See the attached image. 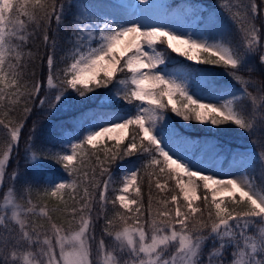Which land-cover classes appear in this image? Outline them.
<instances>
[{"label": "snow or ice", "instance_id": "snow-or-ice-1", "mask_svg": "<svg viewBox=\"0 0 264 264\" xmlns=\"http://www.w3.org/2000/svg\"><path fill=\"white\" fill-rule=\"evenodd\" d=\"M148 3L149 0H140L138 5L130 2L99 5L77 0L73 5V0H68V8L74 6L76 11L72 13V30L66 41L70 47L60 57L65 66L60 69L56 67L57 33L65 19V4H57V0H0V102L7 98L15 105L21 97L26 102L39 99L41 107L47 103L54 111L69 98V89L85 97L86 93L104 88L108 91L101 107L112 108L123 101L134 108V111L94 114L80 123L82 134L51 141V147H35L33 126L25 162L35 172L40 171L46 160L60 165L67 179L45 176L39 198L59 197L63 208L57 204L49 209L46 202L34 203L31 179L14 169L7 177L11 185L3 192L0 204V264H264V182L258 185L246 170L257 160L264 168V139L253 140L259 144L260 152L252 153V162L244 166L240 175L219 178L194 168L187 151L189 148L200 151L201 146L181 135L166 115L170 107L185 122L196 121L214 128L231 124L249 136L257 132L264 136V79L262 87L255 89L259 95H254L248 88L255 82L244 75L247 72L250 77L258 72L264 77V24L257 25L264 11V0L259 4L257 0H220L218 6L243 35L242 43L235 45L223 30L188 32L175 25L145 22L135 9ZM108 7L132 10V16L118 18L105 11ZM21 16L35 22L37 28L43 25V42L48 48L46 84L49 90H55L51 102L40 97L44 80L33 81L30 86L21 84L28 60L34 59L32 52L24 51L31 37ZM53 18L56 30H51ZM158 44L166 45V50H158ZM118 45L120 53L116 52ZM167 50L196 64L223 66L226 75L241 87L220 95L219 82L206 72L198 81L190 82V76H199L196 69L166 71ZM125 71L129 75L118 79V74ZM213 94L214 98L205 102V95ZM31 111L30 107L23 108L25 117ZM0 124L10 136L0 144V189H3L6 167L13 149L18 148L26 119L14 127L3 120ZM114 132L124 135L116 139L110 135ZM113 139L116 143L113 148H104L103 160L93 151L97 163L89 175L83 170L88 159L85 146L95 150L105 140ZM125 139L128 143L121 147ZM180 146H185L184 155L174 150ZM133 156L142 161L140 166L133 163L120 169L121 194L109 200L107 192L114 174L105 165ZM141 170L149 182L147 216L140 188L144 178ZM104 176L103 180L99 178ZM161 177L165 178L164 183ZM21 179V192L27 191L28 198L25 200L21 195L22 202H18L15 185ZM169 179L175 182L170 201L157 198L154 212L152 182L163 192ZM80 188L82 196L78 195ZM65 192L69 193L71 204L63 199ZM132 193L134 198H129ZM222 193L231 195L225 197ZM117 201L129 215L116 211L109 218L103 210L108 203L115 207ZM197 201L203 202V208L196 206ZM96 203L105 220L103 234L114 243L108 245L101 238L94 250L92 212ZM169 204L174 206V212ZM54 215L64 217L67 228L54 222ZM41 218H46L47 226ZM99 218L100 214L96 219ZM116 218L122 227L113 234L110 228Z\"/></svg>", "mask_w": 264, "mask_h": 264}, {"label": "trees", "instance_id": "trees-1", "mask_svg": "<svg viewBox=\"0 0 264 264\" xmlns=\"http://www.w3.org/2000/svg\"><path fill=\"white\" fill-rule=\"evenodd\" d=\"M183 0H172V3L175 5L177 3L182 2ZM188 1V0H187ZM191 1V0H189ZM194 1V0H193ZM201 4L205 5V8L201 9L202 13V20L204 22V25L206 28L208 27H218L220 26V29L223 30L228 37L231 38V42L235 44H241L243 40V35L239 31L238 25L235 24L231 19H229L228 14L223 11L218 5L220 3V0H198ZM60 2H63L65 4V19L63 23L61 24L59 30H58V48L56 50V60H57V68L62 69L65 66V63L60 62V57L66 55V49L70 47L66 43L67 38L69 36V33L72 30L71 27V21L73 19L72 13H75L74 6L69 9L68 8V0H57V4ZM261 0H257V3L259 4ZM76 2L73 0V5H75ZM30 7V5H29ZM21 19L25 20L27 32L30 34V40L27 46L24 48L25 53L32 52L34 54V59L28 60L27 67L25 70L24 78L21 81V84L27 83L29 86L32 84L33 81H39L44 80L45 86L40 92V97L44 98L47 95H51L54 97L55 90L50 92H46L47 86H46V77H47V51L48 48L45 46L43 42V34H44V28L41 24L39 28H37V25L35 22H29L26 17L21 16ZM264 24V11H261L260 13V19L257 21V25ZM57 25L55 18L52 19L51 22V30H56ZM49 31V35H52V31ZM166 45H157V49L160 51L166 50ZM167 56L169 63L175 62L177 59H181L182 57L179 55H174L170 50H167ZM28 58L26 57V60ZM196 69L197 73H199V76L197 78H200V76H203L206 72L209 78L214 77L217 82H219V88H225L228 86H238L241 87L240 84L233 81L231 77L226 75V69L223 66L219 67H213L210 65H202L197 64V66L194 68ZM203 70V71H201ZM55 71V69H54ZM246 78H249L251 81L255 82L254 86H249L248 91L252 92L254 95H259V93L256 92V88H261V80L264 79V77H261V75L257 73H252L249 77V74L247 72L244 73ZM128 76V73L121 72L118 74V79H123ZM112 85H110V88ZM9 91H15V89H10ZM108 91V89L99 88L95 89L92 93H86L85 97H79L78 94L74 91L69 89L68 95L69 99H76L80 98L82 99V104L79 107L71 108L68 104L58 106L57 108L61 109V112H57V108L53 111L49 109V104L43 105L41 107L39 105V99L26 102L25 97L20 98V102L18 104H10L9 100L6 98L3 102H0V120H3L4 123H9L10 127H14L17 124L20 123L21 120L26 119V124L23 129V134L20 138V142L18 145V148H14L11 153V159L6 167V178L4 181V188L0 189V201L2 199V194L4 191H6V188L8 185H10L11 181L7 178L11 175L12 171L14 169H19V171L22 173L23 177H28L31 179L32 184L34 187L31 191V199L34 203L42 204L44 202L47 203L48 208L51 209L54 205L59 204L61 208H63V204H60V198H45L44 200H41L39 198V193L42 191L44 180L43 178L50 173H64L63 169L60 167V165L56 164L55 162L51 160H46L44 164L41 166L39 172L33 171L30 164H27L25 162V154L26 149L29 148V141H28V135L29 132L32 131L33 126L35 125V139L34 144L36 148H39L41 146L51 147L52 144L51 141L58 140L62 134V132L66 129H82L80 127V123H83L87 119L88 114L100 111V112H106V111H120V110H128L132 109L134 111L133 105L126 104L125 102L121 101L119 105H114L112 108H103L101 107L102 104H104V94ZM48 93V94H46ZM103 96V97H102ZM13 100L16 99L15 96L12 97ZM87 99V101H85ZM50 102V101H49ZM138 103V102H134ZM165 103L167 102V99L165 100ZM27 106L32 109L30 115H27L25 117V114L23 113V108ZM7 113V115H5ZM81 114H83V117H81ZM166 115L170 118L169 123L177 129L180 133H187L188 135L192 137H197L198 139V145L201 146L200 152L203 154V156L206 159L212 158V156L217 155L218 153L224 152L226 155H231L232 153L239 154L242 150L240 147L237 146V143L239 141L249 140L252 138H255L257 140L264 139V136H249L245 135L242 130L236 128L235 126L231 124H225L219 126V128H214L211 125H204L200 124L196 121H190L185 122L181 118L176 117L174 113L171 112L170 107L166 112ZM79 121V122H77ZM187 125V126H185ZM10 136L7 135V130L4 128L3 124H0V144H2L4 141L9 140ZM205 142L207 146H205ZM116 143V140H105L104 144L98 145L95 150H93L90 146H85L88 152V159L84 162V171H88L89 175H91V168L93 166H96V158L92 155L93 151L96 152L97 155L100 156L101 160L104 159V148H113ZM128 143V140H123L121 143V147H124ZM211 145H217L218 148L216 150H213L210 146ZM235 151V152H233ZM90 161V162H89ZM142 161L137 160L136 156L125 158L123 160H118L114 164L111 165H105L109 168V170L114 174L113 175V183L110 184L107 196L109 200H114L116 193L119 191L120 185L122 184V178L120 174V165L125 163L127 165H131L135 163L136 167L140 166V163ZM97 174L99 173V167L96 168ZM148 171H151L149 169ZM158 171V170H157ZM66 174V173H65ZM144 178L143 181L140 183V188L142 192V203L144 205L145 209V216H147V207H148V198H149V182L148 177L145 174L144 170H141L140 173ZM101 180L105 179L104 177H99ZM161 182H165V178L161 177ZM23 184V179L17 180L16 182V193L19 197L21 195L24 196V199L26 200L28 198V192L24 191L21 192V185ZM175 188V182L172 180H167L166 187L163 192H161L159 189L155 188V181L153 180L151 185V195L153 197V211L155 212V208L158 207L155 203L157 198L164 199L167 198L170 201V197L173 194L171 189ZM98 191V190H97ZM178 189H176V193L178 194ZM82 188L78 189V195L82 196ZM200 194H204L203 188L200 189ZM131 197L134 198V193L131 194ZM236 198L239 199V196L236 194ZM63 199L65 201H68L69 204H71V201L69 199V193L65 192L63 193ZM98 200V196H97ZM19 202H22L19 200ZM181 204H183V201H181ZM197 205H199L200 208H203V202L197 201ZM173 212H174V206ZM231 203L229 202V207H231ZM132 208H135V205L132 206ZM116 211H119L123 213L124 215H129V213L120 208L119 202L117 201L115 204V207L113 204L108 203L103 210L104 213L109 218L114 217V213ZM100 214V218L96 219L97 215ZM198 215V214H197ZM93 219L95 221L94 223V231L96 240L100 239L106 235L103 234V229L105 226V220L103 218V214H101L100 205L96 203L94 205V211L92 212ZM46 226L47 221L46 218H41ZM53 221L58 224H64V227L67 228V224L65 222L64 217H60L58 215L53 216ZM122 227V222L116 218L114 219V223L110 228V231L113 232V234L119 230ZM107 241L109 238L112 240L111 237L106 236ZM95 250V249H94ZM230 253V250H229ZM226 253V256L229 254Z\"/></svg>", "mask_w": 264, "mask_h": 264}, {"label": "rangeland", "instance_id": "rangeland-1", "mask_svg": "<svg viewBox=\"0 0 264 264\" xmlns=\"http://www.w3.org/2000/svg\"><path fill=\"white\" fill-rule=\"evenodd\" d=\"M79 2H88L92 4H99V5H113V4H120V3H134V4H139L140 0H79ZM243 2H247V0H243ZM77 3V0H76ZM172 1L171 0H149V3L147 6L140 5L138 9H135V11L138 12L139 16L141 19L145 20V22L148 23H165L169 25H175L177 28H180L184 31L192 32V31H197V32H208L211 31L212 33H216L217 31L221 30L220 26L218 27H202L200 20H201V14L198 13L199 8H204V4H200L199 1H187L183 0L180 3H177L175 5H171ZM200 5V6H199ZM75 8V7H74ZM76 10V8H75ZM108 13L112 15H116L118 18L120 16H124L125 18L131 17L132 16V10H126L122 8H112L108 7L105 9ZM181 49H183L186 46H179ZM121 46H117L116 52L120 53L121 52ZM171 51V50H170ZM178 55L177 53H174V55ZM195 61H188L186 58L183 57V59L176 60L173 63H168L166 71L169 72H177V71H188L190 69H194L196 67ZM163 67V66H161ZM189 81H197L195 74L190 76ZM47 86V84H46ZM240 87H227V88H222L220 95H226L228 92H234L236 89H239ZM48 86H47V92H50ZM204 95V94H201ZM49 99L51 102L52 96L47 95L45 96ZM205 102L209 101L210 99L214 98L213 96L205 95ZM231 98V97H227ZM87 101V99L85 100ZM168 102V101H167ZM68 104L71 108L79 107L82 104V99L76 98V99H67L64 103L60 104L65 105ZM47 105V104H45ZM62 110L57 108V112H61ZM94 114H102L100 111H96L93 113L88 114L87 119L90 120V118ZM85 127H87V124H85ZM83 130L79 129H66L62 132L61 137L63 138H68V137H73L77 136L79 134H82ZM113 137L116 139H119L124 133L121 132H114L111 133ZM190 141L193 142H198V139L188 135V134H181ZM246 135V134H245ZM255 135L262 136L260 132H257ZM247 136V135H246ZM114 139V140H116ZM255 138L249 139V140H244V141H239L237 143V146L240 147L241 149H245L241 151V154L236 156L233 155L231 157H225L224 152H221L219 155H214L211 159H206L203 157L202 154L196 153L195 148H189L187 151V158L192 161L194 168H200L205 174H213L219 178H229V177H234L238 176L241 174V171L244 170V166L248 165L252 162L253 156L252 153H256L257 155L260 152V146L257 143H253V140ZM263 139V138H262ZM257 140V139H256ZM173 143H175V140H173ZM185 146H180L179 149H174L179 152V154L184 155V151L182 150ZM194 154V155H193ZM129 165L122 164L120 166L121 168H126ZM248 175L252 176L257 184H261L264 182V168H262L260 162L257 160L255 164L252 165V167H249L246 169ZM49 179L55 178L56 180L60 179H67L65 173H50L46 175ZM11 185V183H10ZM8 185V187L10 186ZM17 185H15V188ZM122 187V184L120 188ZM7 190V188H6ZM120 191L116 193L115 196L120 195ZM237 195L239 193H236ZM235 194V195H236ZM223 196H229L231 193H222ZM18 198V196H17ZM129 198L131 197V194L129 195ZM2 199L0 201V204H2ZM19 202V200H18ZM199 207V205H196ZM256 227H259L257 225ZM251 232V229L249 230ZM104 240L107 239L106 236L102 237ZM101 239V238H100ZM100 239H97L96 242L93 245V248L95 249V244L99 242ZM106 244L111 245L114 243L113 239L111 240L110 238L105 241ZM231 251V250H230Z\"/></svg>", "mask_w": 264, "mask_h": 264}]
</instances>
